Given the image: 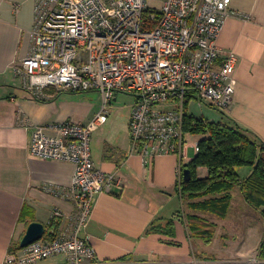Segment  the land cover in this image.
Masks as SVG:
<instances>
[{
	"label": "crops",
	"instance_id": "crops-1",
	"mask_svg": "<svg viewBox=\"0 0 264 264\" xmlns=\"http://www.w3.org/2000/svg\"><path fill=\"white\" fill-rule=\"evenodd\" d=\"M230 9L239 15L225 19L216 40L219 60L227 52L237 57L232 70L234 93L224 112L264 140V0H231ZM33 21L34 0H0V264L10 253L20 254V241L30 222L44 225L39 239H52L68 225L74 210L73 202L62 195L71 184L73 163L31 155L30 131L18 116L24 115L38 126L68 120L87 124L102 106V102L96 104L79 93L54 87L45 88V97L37 99L22 87L13 65L29 52ZM118 96L109 101L106 121L99 123L90 137L94 166L113 173L116 181L109 191L95 196L81 232L93 248L94 258L83 264H225L248 260L247 256H236L230 262L216 260L220 258L209 248L214 243L222 249L233 245L242 254L248 249L250 236L257 235L251 219L259 221L260 217L257 211H251L238 187L231 192L230 208L224 218L193 211L177 191L178 167L194 158L195 152L189 154V148L193 150L191 144L201 138L186 142V155L181 160L175 153L143 158L130 148L129 114H113L112 105ZM129 96L133 104L134 98ZM242 170L239 169L242 176L249 172ZM196 173L204 177L207 169L199 166ZM55 210L61 212L60 217H52ZM188 213L200 214L216 224L210 242L190 236L184 218ZM155 219H172L171 232H147ZM52 220L58 224L51 236L48 233L53 230L49 226ZM261 239L257 238L256 245ZM256 253L257 250L255 258ZM39 264L70 263L66 256L54 255Z\"/></svg>",
	"mask_w": 264,
	"mask_h": 264
},
{
	"label": "built area",
	"instance_id": "built-area-1",
	"mask_svg": "<svg viewBox=\"0 0 264 264\" xmlns=\"http://www.w3.org/2000/svg\"><path fill=\"white\" fill-rule=\"evenodd\" d=\"M231 0H34L30 49L13 65L22 87L42 99L44 89L98 92L102 106L87 124L72 121L38 126L24 115L31 155L73 163L62 195L73 202L68 225L48 240L10 253L4 264H39L64 255L70 264L94 258L82 237L95 196L109 191L113 173L94 166L90 137L106 121L118 94L134 98L129 117L130 148L143 158L175 153L185 157L183 117L188 98L226 110L232 100L237 63L233 52L219 60L216 40L225 19L239 15ZM199 150L198 142L191 144ZM180 177V166L177 171ZM61 216L55 210L52 217Z\"/></svg>",
	"mask_w": 264,
	"mask_h": 264
},
{
	"label": "trees",
	"instance_id": "trees-1",
	"mask_svg": "<svg viewBox=\"0 0 264 264\" xmlns=\"http://www.w3.org/2000/svg\"><path fill=\"white\" fill-rule=\"evenodd\" d=\"M188 98L185 102L184 132L202 134L198 141L199 150L187 164L180 163L181 175L176 188L182 200H187L188 208L195 212L226 217L232 199V190L241 191L247 203L259 211L264 219V140L257 134L236 123L223 113L224 121H214L197 117L188 110ZM199 166L207 169V175L199 177ZM248 168L246 176L239 169ZM190 170V178L183 179V170ZM191 237L210 242L214 236L216 224L205 216L188 213L184 216ZM58 221L52 220L50 228L53 235ZM172 230V219L164 222L155 219L147 229L149 231ZM256 258L264 260V235L257 249Z\"/></svg>",
	"mask_w": 264,
	"mask_h": 264
},
{
	"label": "rangeland",
	"instance_id": "rangeland-1",
	"mask_svg": "<svg viewBox=\"0 0 264 264\" xmlns=\"http://www.w3.org/2000/svg\"><path fill=\"white\" fill-rule=\"evenodd\" d=\"M78 96H82V97L86 96L96 104L101 105V102H102V96L98 92H82V93H79ZM131 103H132V98L129 95L119 94V96L113 102V105H112V110L114 112L113 114H115L116 116H119V117H123V115H128L130 110H131V105H132ZM188 110L191 114H193L194 116H197V117L203 116L204 118H207L209 120H214V121L224 119L223 113L225 110L217 109V108L211 106L206 101H199V100L193 99L189 102ZM117 124H119V122H117ZM120 125H122V123ZM198 138H202V134H195V133H190V132L185 133V142H187V143L195 142V141H197ZM192 153H193L192 148H189V154H192ZM244 169H248V168L244 167L243 170ZM249 207H250L251 211H254V212L257 211L253 207H251V206H249ZM235 209H236V206L234 207V210ZM257 213L260 217L259 221L258 220L256 221L255 218L251 219V222H253V225H255L254 226V229H255L254 233L257 232V235L254 234V235L250 236L249 240H247L248 249L243 251V253H242L243 255L240 254L239 251H235L233 245L230 246L228 249H222L219 243L212 244L211 247H209L211 249V251H210V249H208V252L209 251L212 252V254L216 258H220V259H216V260H221V261L225 260L228 262L235 260L234 258H236V256H247V257H249L248 260L245 259L244 261H237L236 263H225V264H259V263H264V260H258L257 258H255V252L258 249V246L260 244V243H257L258 245H256V242H257L256 240H257V238H262L261 235L263 236V234H264V219L261 217L259 211H257ZM247 216H249V215H247ZM258 242H260V241H258ZM212 262H215V261L213 260ZM207 264H220V263L215 262V263H207Z\"/></svg>",
	"mask_w": 264,
	"mask_h": 264
},
{
	"label": "water",
	"instance_id": "water-1",
	"mask_svg": "<svg viewBox=\"0 0 264 264\" xmlns=\"http://www.w3.org/2000/svg\"><path fill=\"white\" fill-rule=\"evenodd\" d=\"M190 178V170L188 168H185L183 170V179L188 180ZM45 231V227L42 223L39 222H30L27 226V229L25 231V234L23 235L20 246L25 247L31 242L39 239ZM264 264V263H259Z\"/></svg>",
	"mask_w": 264,
	"mask_h": 264
},
{
	"label": "bare ground",
	"instance_id": "bare-ground-1",
	"mask_svg": "<svg viewBox=\"0 0 264 264\" xmlns=\"http://www.w3.org/2000/svg\"><path fill=\"white\" fill-rule=\"evenodd\" d=\"M193 100V99H192ZM189 102V101H188ZM184 130H185V128H183ZM181 165V164H180ZM181 167V166H180ZM55 192V191H54ZM57 194H59V193H57ZM58 233V232H57Z\"/></svg>",
	"mask_w": 264,
	"mask_h": 264
}]
</instances>
